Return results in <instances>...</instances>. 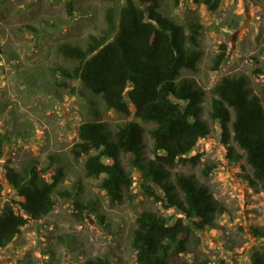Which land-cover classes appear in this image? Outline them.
Instances as JSON below:
<instances>
[{"label":"trees","instance_id":"trees-1","mask_svg":"<svg viewBox=\"0 0 264 264\" xmlns=\"http://www.w3.org/2000/svg\"><path fill=\"white\" fill-rule=\"evenodd\" d=\"M105 1V28L89 36L84 47L59 45V53L71 63L59 72L99 96L107 109L133 119L115 129L99 118L81 123L70 151L75 159L85 156L86 176L101 178L99 187L111 205L134 199L137 185L143 197L173 211L169 216L140 212L131 246L137 264H176L178 256L189 253L190 242L200 239L199 233L217 229L218 219L228 214L226 206L193 174L172 175L178 162L197 163V156L190 155L202 139L216 130L226 157L243 171L244 182L255 193H264V82L256 92L246 75H224L210 89L206 109L203 87L182 75L197 71L201 61V24L188 17L179 23L163 15L159 0ZM183 1L174 0L175 5ZM193 2L210 10L219 4V0ZM224 47L215 56L212 70H219L226 61ZM91 110L96 117V110ZM9 143L0 133V160ZM3 168L19 200L6 199L0 205V250L19 237L30 221L51 213L57 198H73L74 216L81 222L84 212L97 213L95 201L80 200V179L72 190L59 189L64 172L56 156L43 168L34 159L20 169L9 164ZM133 168L140 172V182L133 178ZM4 190L0 174V198ZM98 219L103 222L102 216ZM251 230L256 239H264V227ZM84 264H110V260L97 257ZM249 264H264L263 248H251Z\"/></svg>","mask_w":264,"mask_h":264},{"label":"rangeland","instance_id":"rangeland-1","mask_svg":"<svg viewBox=\"0 0 264 264\" xmlns=\"http://www.w3.org/2000/svg\"><path fill=\"white\" fill-rule=\"evenodd\" d=\"M159 2L163 15L179 23L188 17L201 24V61L197 71L182 75L203 87L206 109L210 89L224 75L244 74L253 90L259 91L264 82V0H219L214 10L193 0L179 5L174 0ZM105 9V0H0V133L10 139L0 160L5 187L0 205L6 199L19 200L4 177L3 166L20 169L34 159L43 168L56 156L64 172L59 189L72 190L80 179V200H93L97 207L96 214L84 212L81 222L74 216L73 198H57L51 213L30 221L19 237L0 250V264H84L97 257H107L110 264H137L131 238L138 214L144 210L173 214L143 197L137 185L134 199L111 205L99 187L101 178L86 176L85 156L75 159L70 151L81 123L99 118L115 129L133 119L107 109L99 96L59 72L71 66L59 53V45L84 47L89 36L101 34ZM222 45L226 61L219 70H212ZM147 142L150 146L149 138ZM193 155L196 164L178 162L172 175L193 174L226 206L228 214L218 219L217 229L199 233L200 239L190 242L189 253L178 256L175 263L207 259L209 264H249L251 248L264 249V239H256L251 230L264 227V193H255L244 182L243 171L226 157L216 130L198 143ZM132 172L140 182V172L134 168Z\"/></svg>","mask_w":264,"mask_h":264}]
</instances>
